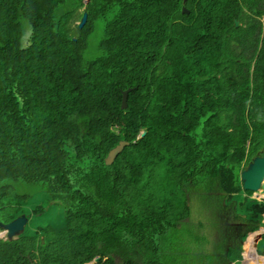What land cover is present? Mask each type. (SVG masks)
Here are the masks:
<instances>
[{
	"label": "trees",
	"instance_id": "16d2710c",
	"mask_svg": "<svg viewBox=\"0 0 264 264\" xmlns=\"http://www.w3.org/2000/svg\"><path fill=\"white\" fill-rule=\"evenodd\" d=\"M263 150L264 0H0V264H201L209 210L263 225Z\"/></svg>",
	"mask_w": 264,
	"mask_h": 264
},
{
	"label": "rangeland",
	"instance_id": "374dc122",
	"mask_svg": "<svg viewBox=\"0 0 264 264\" xmlns=\"http://www.w3.org/2000/svg\"><path fill=\"white\" fill-rule=\"evenodd\" d=\"M82 11L83 9L81 8L78 11V13L80 14ZM76 23H79L80 25L79 17H77ZM146 130L147 128L141 130L140 135L142 136ZM122 142H127L126 144H129L128 141L123 140L117 146L121 145ZM119 152L120 151L117 152L116 156H118ZM262 191L264 192V188ZM259 192L263 193L261 192V190L258 192H254L253 197H256L258 194H260ZM245 195H246V192L243 191L239 195V198L243 199ZM48 202L49 201L46 198H41L39 200H36L34 203L46 204ZM208 213H209L208 216L210 217L207 219H204L203 220L204 223L202 224V226L197 229L204 231V233L206 234L207 233L206 227H208V229L211 230L208 239L211 238L212 241L211 242L207 241V243L196 241L193 239H191L190 241H187L186 243L188 245V249H186V252L188 253V257L198 256L202 261L201 264H237V263L239 264H264V247H263V242H262V237L264 234V219L262 222L263 225H261L258 229L247 231V233H245L244 231L245 221L244 220L240 218H235V216L230 215V214L222 215V214L213 212L212 210H209ZM62 216H64L63 211L60 210L58 212L57 207L53 204H50L47 207V211L45 213L37 215V216H33L30 221V224L32 227H35L37 225H44V224H48L52 222H54L55 224H59V223L61 224L63 220ZM17 218L11 221H7V222L0 221V227H1L0 239L14 240V238L18 237V235L22 233V232L19 233L20 230L17 228L18 225L21 224L17 220ZM195 223H197V221H195ZM222 227H224L226 230L225 234L222 231ZM259 233H261V237L257 240V243H256L255 238H256V235ZM230 234L237 236V240L232 239L230 237ZM186 243L181 239V236H180V241L175 243V247L179 249L177 253L182 252L181 246L185 245ZM240 246L243 247L242 256L237 257L236 259H234V261H230V257H231L230 254L235 253V252H237V256L240 254V251H238ZM220 249H223L224 251L221 252ZM250 251L257 253L260 257H257V259L254 260L252 253L250 254ZM193 263L195 264V262Z\"/></svg>",
	"mask_w": 264,
	"mask_h": 264
},
{
	"label": "water",
	"instance_id": "95a60500",
	"mask_svg": "<svg viewBox=\"0 0 264 264\" xmlns=\"http://www.w3.org/2000/svg\"><path fill=\"white\" fill-rule=\"evenodd\" d=\"M86 20H87V12H85L82 17V20L80 22V27H82L85 24ZM238 22H239L238 20H235L236 25L238 24ZM127 93L128 91L125 92V94ZM126 143L127 142H122L121 145L117 146L115 149H113L110 152L107 158L108 163H112L114 161L117 152L122 151ZM241 178H242V182H243V186L245 190H251V191L261 190V192H263L262 190L264 188V150H263L262 155L255 157L254 160L250 162L248 167L242 171ZM258 196L260 200L264 199V196H262L261 194H258ZM27 219L28 218L26 217V215H22L21 217L17 218V220L21 223L17 227L20 230L19 233L24 231V227L27 223ZM260 237H261V233L256 235V238H255L256 243ZM100 258L101 257L98 255L97 257H95L92 263H88V264H95L98 262Z\"/></svg>",
	"mask_w": 264,
	"mask_h": 264
},
{
	"label": "flooded vegetation",
	"instance_id": "af4514ba",
	"mask_svg": "<svg viewBox=\"0 0 264 264\" xmlns=\"http://www.w3.org/2000/svg\"><path fill=\"white\" fill-rule=\"evenodd\" d=\"M227 209H230V208H226V209H221V210H218L219 212H224V213H226V211H227ZM227 213H232V215L233 216H235V218H238V213L236 212V211H227ZM222 215H225V214H222ZM237 216V217H236ZM234 218V219H235ZM224 226H225V224H224ZM225 231V230H224ZM223 231V232H224ZM224 234H225V232H224ZM230 237L232 238V239H235V240H237V236H234V235H232V234H230Z\"/></svg>",
	"mask_w": 264,
	"mask_h": 264
},
{
	"label": "crops",
	"instance_id": "0c3cea01",
	"mask_svg": "<svg viewBox=\"0 0 264 264\" xmlns=\"http://www.w3.org/2000/svg\"><path fill=\"white\" fill-rule=\"evenodd\" d=\"M252 253V256H253V259L254 260H256L257 259V257H260L257 253H254V252H252V251H250V254ZM252 259V258H251ZM263 259V258H262ZM263 261V260H262ZM261 261V262H262ZM261 262H259V263H261Z\"/></svg>",
	"mask_w": 264,
	"mask_h": 264
},
{
	"label": "clouds",
	"instance_id": "9594fccd",
	"mask_svg": "<svg viewBox=\"0 0 264 264\" xmlns=\"http://www.w3.org/2000/svg\"><path fill=\"white\" fill-rule=\"evenodd\" d=\"M250 164V163H249ZM248 167V166H247ZM246 167V168H247ZM245 168V169H246ZM242 173V172H241ZM243 188H244V186H243ZM245 190V189H244ZM253 192H258V191H253ZM260 193V192H259ZM262 196H264V192L263 193H260ZM255 198H257V199H259L260 200V198H259V196L257 195ZM264 199H262V200H260V201H263Z\"/></svg>",
	"mask_w": 264,
	"mask_h": 264
}]
</instances>
